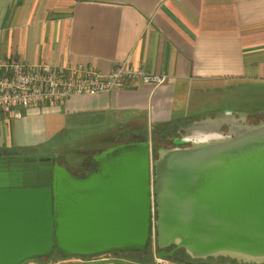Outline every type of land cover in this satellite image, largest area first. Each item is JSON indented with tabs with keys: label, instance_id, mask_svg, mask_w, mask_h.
Returning a JSON list of instances; mask_svg holds the SVG:
<instances>
[{
	"label": "water",
	"instance_id": "1",
	"mask_svg": "<svg viewBox=\"0 0 264 264\" xmlns=\"http://www.w3.org/2000/svg\"><path fill=\"white\" fill-rule=\"evenodd\" d=\"M183 130L152 161L142 137L93 152L79 172L0 153V264L146 254L152 242L158 260L264 264V120L225 110ZM101 263L137 264H66Z\"/></svg>",
	"mask_w": 264,
	"mask_h": 264
},
{
	"label": "crops",
	"instance_id": "2",
	"mask_svg": "<svg viewBox=\"0 0 264 264\" xmlns=\"http://www.w3.org/2000/svg\"><path fill=\"white\" fill-rule=\"evenodd\" d=\"M13 56L103 73L126 62L166 75L159 86L129 83L29 107L17 119L0 114L1 154L53 155L79 172L88 159L71 163L61 142L110 147L183 126L199 117L189 100L202 84L264 82V0H0V57Z\"/></svg>",
	"mask_w": 264,
	"mask_h": 264
},
{
	"label": "built area",
	"instance_id": "3",
	"mask_svg": "<svg viewBox=\"0 0 264 264\" xmlns=\"http://www.w3.org/2000/svg\"><path fill=\"white\" fill-rule=\"evenodd\" d=\"M166 75L147 72L126 62L103 73L80 63H27L18 56L0 57V114L14 119L37 105L62 103L70 96H91L125 88L129 83L159 86ZM73 257V261H79Z\"/></svg>",
	"mask_w": 264,
	"mask_h": 264
},
{
	"label": "rangeland",
	"instance_id": "4",
	"mask_svg": "<svg viewBox=\"0 0 264 264\" xmlns=\"http://www.w3.org/2000/svg\"><path fill=\"white\" fill-rule=\"evenodd\" d=\"M189 102L196 106V112L199 116L198 118L206 115L213 116L217 113V111L229 110L234 112L235 116L246 113V123H254L259 120H264V82L230 80L205 83L202 84V89L200 91L191 92ZM189 108H191V106ZM187 123L188 122H186V124ZM182 129L170 128L168 131L163 129V132L152 131L151 134L145 135L143 133L142 137H149L150 140L151 161L155 158V152L158 148H169L177 144L176 140L180 139L182 134H184V130ZM126 140L132 139H129L128 137ZM126 140L119 142H124ZM60 146L59 150L64 153L66 158H68L71 163L76 162L80 164L82 161L88 159L93 152L107 148L108 141L83 138L78 139L77 141L73 140L68 143L61 142ZM84 165L81 170L86 169V165ZM157 251V248L152 242L149 245L148 252L146 254L129 251L117 254L110 252L90 259H77H79L80 262L87 260L118 259L137 264H155L157 261H160V264H181L184 260H187V256L183 252H176L172 257L158 260L156 257ZM72 259L73 257L60 258L53 255L48 259H38L24 264H66L79 262L73 261ZM214 262L217 261H209V263ZM221 262H225L226 264L229 263L226 261ZM218 263L220 262L218 261Z\"/></svg>",
	"mask_w": 264,
	"mask_h": 264
},
{
	"label": "trees",
	"instance_id": "5",
	"mask_svg": "<svg viewBox=\"0 0 264 264\" xmlns=\"http://www.w3.org/2000/svg\"><path fill=\"white\" fill-rule=\"evenodd\" d=\"M167 127V124H164V125H161L159 126L158 129H154L153 132H156V131H163V129H166ZM131 252V251H129ZM142 254V253H141ZM218 262V261H217ZM221 262V261H219ZM183 263H198V264H208L209 261H201V260H191L189 259V257H187V260H184ZM229 264H235L233 261H230Z\"/></svg>",
	"mask_w": 264,
	"mask_h": 264
},
{
	"label": "flooded vegetation",
	"instance_id": "6",
	"mask_svg": "<svg viewBox=\"0 0 264 264\" xmlns=\"http://www.w3.org/2000/svg\"><path fill=\"white\" fill-rule=\"evenodd\" d=\"M191 121H192V120H189V119H188L186 122L189 123V122H191ZM188 123H187V124H188ZM168 128H169V129H170V128H176V129H180V128H181V129H182L183 126H182V125H178V124H177V125H168V126L166 127L165 130L168 131V130H169ZM182 130H183V129H182ZM162 132H163V131H162ZM141 138H142V137H141Z\"/></svg>",
	"mask_w": 264,
	"mask_h": 264
}]
</instances>
